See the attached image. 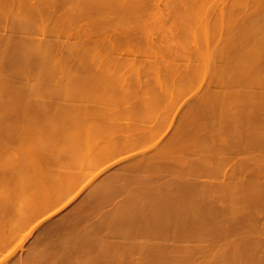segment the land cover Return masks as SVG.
<instances>
[{"label": "rangeland", "instance_id": "1", "mask_svg": "<svg viewBox=\"0 0 264 264\" xmlns=\"http://www.w3.org/2000/svg\"><path fill=\"white\" fill-rule=\"evenodd\" d=\"M16 1L0 3L1 19L11 14L43 25L31 33L0 29V212L9 211L7 222H0V264H264V145L257 147L264 139V87H250L264 67L253 68L254 51L240 41L230 43L233 64L230 59L228 64L239 65L231 72L239 80L231 92L212 85L210 78L187 79L202 76L198 71L184 72L187 80L180 86L182 77L172 76L173 84L163 87L155 70L147 69L139 79L125 68L107 75L98 66L85 68L77 54L58 68L55 57L61 61L69 48L78 52L95 44L97 36H78L79 27L93 31L101 18L111 19L114 24L105 26L111 41L135 30L137 16H130L127 0ZM106 1L111 5L104 11ZM141 1L148 7L139 18L150 22L159 9L170 17L166 26L174 27L171 16L195 11L192 4L200 0ZM213 1L198 8L201 16L220 15L213 13ZM66 20L73 24L69 29ZM166 32L167 43L185 42L179 31L172 38ZM202 32L197 29L195 35ZM27 38L37 45L45 41L49 51L17 54L18 42ZM220 40V46L213 45L225 49L226 41ZM165 55V61L172 57ZM18 56H27L28 63H15ZM153 56L141 60L153 66ZM197 56L191 52L182 66H196ZM222 61L216 65L225 72L227 60ZM25 67L37 76L29 87L20 77ZM225 93L234 95L228 117L220 113ZM184 115L191 117L190 124L180 127ZM168 120L173 124L163 126ZM121 163L140 166L143 174L125 173L114 182L109 171ZM203 169L218 173L200 174ZM255 177L246 191L244 182ZM42 179L48 180L41 184L44 190L59 181L68 192L52 209L31 218L25 206ZM231 186L229 197L217 189ZM112 226L115 232L109 231Z\"/></svg>", "mask_w": 264, "mask_h": 264}, {"label": "bare ground", "instance_id": "2", "mask_svg": "<svg viewBox=\"0 0 264 264\" xmlns=\"http://www.w3.org/2000/svg\"><path fill=\"white\" fill-rule=\"evenodd\" d=\"M214 1L211 2V5H210L211 9L213 10V13L215 10H217V11L219 10L220 15L213 18V20H211L212 18L210 19L209 18L210 16H208V15L207 16L206 15H203V16L200 15L201 10L199 12L198 8L200 7V9H201V7L204 6L203 4H206V0H205V2H204V0H200V1H197V2L192 4L195 7H197V9L195 11H192L191 13H187L185 16H175V15L171 16L173 18V22H177V25L175 24L174 27L173 26L167 27L166 22L170 18L168 14L166 15L163 11L157 9L158 11L156 10L152 14V17H151L152 21L149 22V20H147V18H145V17L139 18V16L141 14H143L142 13L143 11L141 12V10H144L145 7H148V4H147L148 2L145 3L141 0H127L125 2L126 8H128L129 10L131 9L133 11V12L130 11V16L131 15L137 16V17L134 16V17H136L134 19L137 21V24H136L137 27L135 30L129 31V32H120V33L114 35L113 36L114 40H112L113 41L112 42L109 35H107L108 31L106 29L107 27H105V26H107V24L109 25V23L114 24V22L110 19L109 22L107 23L106 20L108 21V19L101 18L100 23L99 24H97L98 22L96 23V27L94 28L93 31H91L92 29L90 31L85 30V29L83 30L79 27V30L77 32L78 36L82 35V37H84V38L89 37V35H91V34L96 35L97 39L95 41V44L93 43L92 47H89L88 49H82V51L77 50L78 52L69 48L68 53H66V55L64 54V56H66V57L60 56L61 58H63V59H61V61L57 60V59H59V57L58 58L55 57L56 59H54L52 57L54 59V61H56L55 64H54V61H52V59L50 61L54 65H57L56 67L59 68L60 64H62L65 61L66 62L69 61L68 58L71 56L76 57V54H77L78 58L81 59L80 61H83L82 63H83V66L85 68H89V67L97 68V66H98V68L100 67V70L104 71L103 73H105L107 75H108V73L109 74H115V73H117V71L118 72L121 71L119 69L125 68V69L131 70L133 72V74L136 75L135 76L136 79H139L141 76H143L146 73L147 69H150V71L155 70L156 72H154L153 74H155L156 77L163 78V81H161L159 78L156 81L157 85L160 84V86H162V87L164 85L170 83L171 82L170 79H173L174 77L172 78V76H175V75L182 77L181 78L182 80L179 81V83H178L180 86L181 85L180 83L184 82L185 79L187 78V77H185L184 72H186V71H188V72L198 71L202 74V76L201 75L198 77L192 76V77H188L187 79H190V81H193V80H197V78H199V79L202 78L203 80L205 78H210L212 85L217 83L218 85L224 86V88H226L225 92L235 91L236 86H233V85H236L239 80L238 79L236 80L232 76L231 72H232V69L236 65L234 66V65L228 64L230 56L233 53V51H232L233 49L229 48L230 47L229 45H232V44H230L232 41H234V42L240 41V44L245 46L246 49L252 50V52L254 51L255 58L251 59L253 61V64H254V67L252 66L253 68H255L257 65L260 67L262 65L264 67V0H221V2L220 1L214 2ZM16 2H17L16 0H0V3H7L6 5L9 4V6L15 4ZM180 2L177 4H180ZM109 5H111V2L106 1L103 4L104 9H102V10L105 11ZM145 11H147V9ZM150 12H151V10H150ZM97 13H99V12H97ZM100 13H101V11H100ZM104 14H105V12H104ZM145 15H147V13ZM35 16H37V14H35ZM121 19H123V18H121ZM37 20L40 21V19H37ZM75 20H77V19L75 18ZM95 20H96V18H95ZM58 21L60 22V20H58ZM61 21H63V19ZM64 21H65V19H64ZM69 21H71V19ZM66 22H67V20H66ZM83 22H85V21H83ZM83 22H82V24H83ZM77 24H79V23H77ZM42 25L39 23H36L32 19H27V18L22 19V18H18V17H11V14H10V16L8 15L7 21H4L3 19L0 18V29L1 28L10 29L14 32H21V33L22 32H26V33L36 32V31L41 30L40 27ZM90 25H93V24H90ZM72 26H73L72 23H68V22L66 23V27L68 29ZM48 27H46V28L48 29ZM46 28L42 27V30L44 31ZM197 29H200L203 31L199 36L195 35V31ZM50 30L52 32L54 31V30H52V28H50ZM55 30H57V28H55ZM174 30L179 31V33L177 32V36L179 38L185 37V42L179 43V45L176 47L172 45L173 42L171 40L170 41L172 43L170 44V43H167L168 40L165 39L166 37H168L167 36L168 34H166L167 33L166 31L171 33L170 37L172 38L173 36H175V34L172 33V32H174ZM160 31H162L163 33H161V34L153 33V32L159 33ZM44 33H48V32L44 31ZM50 34H52V33H50ZM193 34H194V36H193ZM44 35H46V34H44ZM3 37L5 38V36H3ZM192 37H193L192 41L189 40V42H188L187 40L191 39ZM47 38H50V37H47ZM220 39H224V41H226V46L228 48L226 47L225 49L224 48L218 49L217 46L216 47L214 46L216 44L215 42H217V45H219V42L221 41ZM3 40H5V39H3ZM45 40H47V39H45ZM57 41H58V39H57ZM158 41H159V44H157ZM199 41H201L200 46L198 45ZM2 42H4V41H2ZM34 42H35V40H34ZM34 42H33V40H31V38L30 39L27 38V40H25V41L21 40L20 42H18L16 49H15L17 54L19 52L20 53L21 52L22 53L23 52L28 53V52H30V51L32 52V50H34V51H38L37 56L38 55L43 56L45 51H49L50 46L45 41L42 43V45L34 44ZM51 42H53V41H51ZM194 43L196 44L197 48L192 47V44H194ZM213 43H215V44L213 45ZM40 44H41V41H40ZM105 44H107V46H105ZM221 44H223V43H221ZM224 44H225V42H224ZM14 45H16V44H14ZM210 45H212V50H211ZM161 46H164V48H161ZM47 47H48V49H47ZM86 47H88V46H86ZM117 50H120V53H119L120 55L118 54L117 58L112 59L111 58L112 55L117 56V52H116ZM151 52L154 54V56H153V59L149 63H153L154 65L148 66V64H145L146 61L143 62L141 60V57H144V58L149 57V56H151ZM191 52L197 53L198 64L196 66L190 65V64L182 66L181 62L184 61L185 58H189L188 55ZM165 54L166 55L170 54V57H171V55H172V57L171 58L167 57L166 61H165L163 59V57L161 58V56H163ZM131 56H133L134 58L131 59L130 58ZM26 58H27V56H24L23 58L18 56V59L15 63L19 62L20 60H23L22 63L25 65L28 63V60H29L28 58L27 59ZM222 59L227 60V63H226L227 65L225 64L226 65L225 66V72H220L218 69V66L216 65L217 62L219 60L222 61ZM257 59H258V61H257ZM15 60H16V58H15ZM42 61H40V62H42ZM230 61H231L230 63H232L231 59H230ZM44 62L45 63L42 62L41 64H46V60ZM47 66H49V64ZM238 66H236V67H238ZM236 67H235V69H236ZM50 68H51V66H50ZM222 68L224 69L223 66H222ZM24 69L25 70H23V74L20 77L23 80H25V86L29 87V86L33 85L31 80H33L37 76H34V71L31 67H25ZM220 69H221V67H220ZM233 71H234V69H233ZM161 72H162V74H161ZM216 73H221V78L217 77ZM222 73H224V75ZM133 76L134 75H131L129 77H133ZM17 80H21V79H17ZM220 80H222V82ZM19 82H21V81H19ZM195 83H197V82H195ZM172 84L173 83L171 82V85ZM256 84H259V90H260V87H264V73L263 72L260 73L259 77L256 80V83L251 82L250 87H252V86L254 87ZM255 88H256V86H255ZM163 90H164V88H163ZM63 91L67 92V89L61 90L60 93H63ZM173 91H172V93H173ZM236 91H238V90H236ZM251 92H253V91H251ZM234 93H236V92H234ZM229 94L230 93H225L221 97L223 104H221L220 113L222 114V116L226 115V117L229 116L228 115L229 110H230L228 107L229 101H232L231 98L234 96L233 93H232V95H233L232 97ZM245 94H248V93H245ZM263 96H264V94H263ZM93 109L97 110V108H93ZM212 109H213V107L209 108V110H212ZM190 120H191V117L184 115V117L179 122L180 123L179 126L180 127L187 126L188 124H190ZM172 124H173L172 120L171 121L168 120V121L163 122V126H166V125L171 126ZM150 138L152 139V136H150ZM263 145H264V139H260L258 141L257 147L260 148ZM105 150L108 151V149H105ZM113 152L114 151L112 149L109 151L110 154H112ZM199 173L205 174V175L212 173L213 175H216L218 172H216L214 170H204L203 169ZM230 179H231V176L228 180H230ZM255 180H256V177L252 178V179H247L244 182L242 187L246 188L247 189L246 191H248L249 184ZM45 182H48V180L42 179L40 181H37V190L38 191H37L36 195L32 199H30L29 202L25 206L26 208H28L27 209L28 217L30 216L31 218H34V217L38 216L39 214H41V213H43L49 209H52L53 206H55L61 200V197L65 193L68 192L65 189V184H63L59 181H56L53 183L49 182L48 185H50V186L48 187V190H44V188L42 187L41 184H45ZM228 184H229V182L225 185V187H227ZM225 187H221V188L216 187V188L220 191V193H222L221 194L222 196L229 197V195H230L229 192L233 191L232 190L233 188H232V186L229 188H225ZM63 207H64V205H63ZM19 212H21V208H19ZM8 213H9V211L6 209H4L2 212H0V214H1L0 215V222H7V218L5 215H8ZM51 215H49V216H51ZM2 218H4L3 221L1 220ZM260 224H262V223H260ZM226 230H228V228ZM226 230H225V232H226L225 234H227ZM230 230H232V227L230 228ZM223 232H224V230H223ZM25 239H27V237ZM159 260L161 261L162 259H159ZM133 261H134V263H137L135 260H133Z\"/></svg>", "mask_w": 264, "mask_h": 264}, {"label": "crops", "instance_id": "3", "mask_svg": "<svg viewBox=\"0 0 264 264\" xmlns=\"http://www.w3.org/2000/svg\"><path fill=\"white\" fill-rule=\"evenodd\" d=\"M142 171L143 170H142V168L140 166H136L135 169H132V168H129L126 164L121 163V164L116 165L113 170H110L109 171L108 178L109 179L110 178H115V181L114 182H116L117 181V178H119L122 174L134 172V174H136V175H141V174H143ZM118 191H120V189ZM122 193H125V189L122 190ZM118 211L119 210H116L115 213L118 212ZM115 213H112L111 215H114ZM118 227L119 228H122L121 225L118 226ZM108 228H111V227H108ZM116 228L117 227H113V229L112 230H109V231L115 232ZM39 243L41 244V242H38V245H40Z\"/></svg>", "mask_w": 264, "mask_h": 264}]
</instances>
